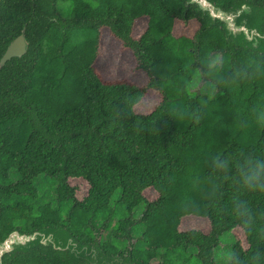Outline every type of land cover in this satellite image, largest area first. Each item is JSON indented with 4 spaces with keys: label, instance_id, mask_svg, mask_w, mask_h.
<instances>
[{
    "label": "trees",
    "instance_id": "obj_1",
    "mask_svg": "<svg viewBox=\"0 0 264 264\" xmlns=\"http://www.w3.org/2000/svg\"><path fill=\"white\" fill-rule=\"evenodd\" d=\"M188 1L2 0L0 60L21 34L28 51L0 70V240L51 228L132 264H218L228 234L224 264H264V192L245 190L237 170L264 160V41L258 51L228 38ZM209 1L248 5L264 34V0ZM192 21V37L173 34ZM104 29L132 53L135 77L100 71ZM71 180L87 183L84 198ZM188 217L209 232L182 230ZM4 262L87 264L43 245Z\"/></svg>",
    "mask_w": 264,
    "mask_h": 264
},
{
    "label": "water",
    "instance_id": "obj_2",
    "mask_svg": "<svg viewBox=\"0 0 264 264\" xmlns=\"http://www.w3.org/2000/svg\"><path fill=\"white\" fill-rule=\"evenodd\" d=\"M2 0H0V7ZM196 4L200 11L208 13L211 21L216 19L224 24L227 37L236 39L243 36V42L250 44L254 50L261 51L260 45L264 41V34L260 33L249 23L251 8L244 4L236 8L224 10L209 0H189L187 6ZM27 40L24 34L18 36L7 48L0 60V70L13 58H21L27 53ZM61 230L42 228L31 233L19 230L12 231L5 239L0 240V264H6L4 257L15 251L26 252L38 245L53 246L56 250L68 251L70 260L87 264H132L125 262L119 255L108 257L98 245L82 246L73 238L60 235Z\"/></svg>",
    "mask_w": 264,
    "mask_h": 264
},
{
    "label": "rangeland",
    "instance_id": "obj_3",
    "mask_svg": "<svg viewBox=\"0 0 264 264\" xmlns=\"http://www.w3.org/2000/svg\"><path fill=\"white\" fill-rule=\"evenodd\" d=\"M198 29V23L196 21H192L189 23V25L185 26L182 22H176L175 28H174V35L176 37L181 35H186L189 37H192L195 31ZM102 57L100 58L98 65L100 71L105 73H111V76H114V79L117 80H127L132 77L136 76V61L133 58V55L128 50H125L122 47V44L117 41L114 37H112L107 29H104L102 31ZM71 185H77L79 186L80 190L78 193V198L82 199L87 195L88 192V185L83 180H71ZM49 194V193H48ZM118 194L113 198L112 205L118 201ZM147 197H150L147 194ZM46 199H50L49 203L55 204V200L52 197H47ZM141 211H139L140 213ZM138 213V214H139ZM127 215L125 210L121 207L118 208L116 217L113 219L110 229L116 228L117 223L120 219L124 218ZM137 231L135 233V236H139L142 232V228L138 227L136 228ZM182 230H190V229H199L204 233L209 232L210 230V224L206 219L197 218V217H188L183 220ZM235 234L239 235L244 245L245 243V237L243 234V231L237 230L235 231ZM233 243V237L230 235H225L222 237V242L216 251L215 260L218 264H224L229 261L231 257V246Z\"/></svg>",
    "mask_w": 264,
    "mask_h": 264
},
{
    "label": "clouds",
    "instance_id": "obj_4",
    "mask_svg": "<svg viewBox=\"0 0 264 264\" xmlns=\"http://www.w3.org/2000/svg\"><path fill=\"white\" fill-rule=\"evenodd\" d=\"M240 79L239 71L234 72L231 77V82H237ZM215 166L220 170H227L228 161L226 159L217 158ZM239 181L247 191L264 192V160L254 158L252 156L246 157L243 163L238 166ZM235 208L242 216H248L250 210L245 201H237ZM246 223V222H245ZM257 256L259 253L256 254Z\"/></svg>",
    "mask_w": 264,
    "mask_h": 264
}]
</instances>
